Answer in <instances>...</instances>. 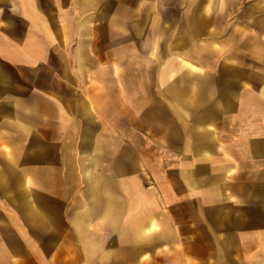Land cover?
Segmentation results:
<instances>
[{
  "label": "crops",
  "instance_id": "1",
  "mask_svg": "<svg viewBox=\"0 0 264 264\" xmlns=\"http://www.w3.org/2000/svg\"><path fill=\"white\" fill-rule=\"evenodd\" d=\"M0 264H264V0H0Z\"/></svg>",
  "mask_w": 264,
  "mask_h": 264
}]
</instances>
